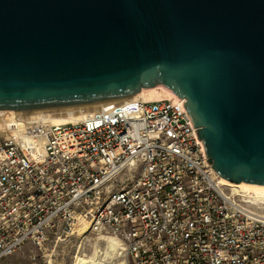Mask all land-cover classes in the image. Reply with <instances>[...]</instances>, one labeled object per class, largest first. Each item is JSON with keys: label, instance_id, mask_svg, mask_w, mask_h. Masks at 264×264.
<instances>
[{"label": "water", "instance_id": "obj_1", "mask_svg": "<svg viewBox=\"0 0 264 264\" xmlns=\"http://www.w3.org/2000/svg\"><path fill=\"white\" fill-rule=\"evenodd\" d=\"M162 88L224 182L264 187V0H0V114Z\"/></svg>", "mask_w": 264, "mask_h": 264}, {"label": "built area", "instance_id": "obj_2", "mask_svg": "<svg viewBox=\"0 0 264 264\" xmlns=\"http://www.w3.org/2000/svg\"><path fill=\"white\" fill-rule=\"evenodd\" d=\"M106 104L39 149L0 143V264L80 229L116 238L122 264H264V216L208 165L181 99Z\"/></svg>", "mask_w": 264, "mask_h": 264}, {"label": "rangeland", "instance_id": "obj_3", "mask_svg": "<svg viewBox=\"0 0 264 264\" xmlns=\"http://www.w3.org/2000/svg\"><path fill=\"white\" fill-rule=\"evenodd\" d=\"M168 96L172 97L169 94ZM152 100L157 99H147L146 101ZM87 111H92V109ZM71 113L75 116L79 115L78 111L74 110L58 111L49 113L48 115L33 116L27 114L39 113L0 114V143L5 138L15 137L22 143L32 140L35 144H39L45 127L48 125L42 128L34 127L33 129H19V124H26L28 121V123L31 121L30 124H38L52 119L53 117H65L66 114L70 115ZM242 199L245 200V198ZM245 205L258 214H264L263 205L255 206L249 203H245ZM110 244L114 247L111 248ZM32 256H35L34 260H32ZM122 257V247L120 246L119 241L113 236L105 234L101 236L95 234L78 235V233H75L71 237L61 238L60 240L50 238L40 251H34L31 247L24 246L21 251L6 259L5 264H122Z\"/></svg>", "mask_w": 264, "mask_h": 264}, {"label": "bare ground", "instance_id": "obj_4", "mask_svg": "<svg viewBox=\"0 0 264 264\" xmlns=\"http://www.w3.org/2000/svg\"><path fill=\"white\" fill-rule=\"evenodd\" d=\"M171 95L170 93L162 90V88H149L146 90H142L138 95H135L134 97H132L131 99L136 100V101H145L147 99H174V97H170L168 96ZM108 104H100V105H93V106H88V107H83L84 111L87 110H93V109H100V107H106ZM90 108V109H89ZM76 108H70V109H66V110H61V111H71L74 110ZM81 108H77L79 115H74V114H70L67 115L65 117H53L52 119H49L45 122H40L38 124H30V123H26V124H19V129H25V128H34V127H45L47 125L50 124H57V123H63V122H76V121H80L83 118V114L80 111ZM52 112H58V111H45V112H37L39 114H27L29 116H33V115H48L49 113ZM70 113V112H69ZM81 114V115H80ZM55 115V114H54ZM60 115V113H59ZM63 116V115H62ZM25 122V121H24ZM33 122V121H32ZM16 125V124H15ZM14 125V127H15ZM3 126V125H2ZM14 130V128H13ZM29 130V129H28ZM31 130V129H30ZM43 137V135H42ZM42 142L43 139L41 138V141L39 144H35L36 148H41L42 146ZM223 185H226L227 187H230L234 192L239 193L243 198L246 199V202L252 205H263V209H264V187H260V186H252V185H246V184H236V183H229V182H224L222 181ZM262 216H264V214H260ZM84 229H80L78 231V235H82L84 233ZM113 242V241H112ZM111 242V243H112ZM110 247L113 248L114 246L112 244H110ZM119 263V262H118Z\"/></svg>", "mask_w": 264, "mask_h": 264}]
</instances>
